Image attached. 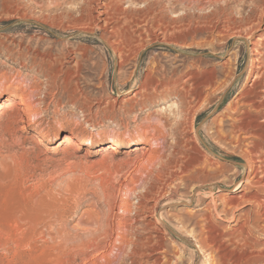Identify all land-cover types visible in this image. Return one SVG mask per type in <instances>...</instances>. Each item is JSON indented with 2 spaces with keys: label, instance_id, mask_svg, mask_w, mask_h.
<instances>
[{
  "label": "rangeland",
  "instance_id": "rangeland-1",
  "mask_svg": "<svg viewBox=\"0 0 264 264\" xmlns=\"http://www.w3.org/2000/svg\"><path fill=\"white\" fill-rule=\"evenodd\" d=\"M16 1L20 9L14 7L13 16L0 12V103L12 94L18 102L0 115V264H264V219L256 214V202L246 197L235 207L243 220L250 216L244 235L247 247L236 242V221L215 217L214 224L225 233L223 257V250L201 246L199 240L206 232L200 214L212 208L211 196L190 197L194 186L210 191L203 187L208 184L220 209V196L230 198L245 191L248 161L242 152L252 148L253 138L242 133L236 146L230 126L244 109L241 101L236 107L248 76L249 44L262 29L247 39L227 36L215 45L204 26H199L195 37L178 44L148 40L136 74L128 81L132 64L120 71L119 58L101 30L90 33L82 25L79 8L86 0H59L55 8L49 7L51 0ZM253 1L238 0L232 4L233 14L240 18L239 5L246 2L247 13ZM213 7L194 8L200 14ZM173 10L168 11L171 16L184 13V4ZM79 46L87 48L80 66L70 57ZM154 53H159L167 76L179 82L177 90L187 84L189 71L200 68L207 76L213 72L214 86L204 93L210 98L196 106V115L193 111L182 116L180 110L188 103L180 105L176 92L157 97L142 110L131 108L135 90L153 66L149 60ZM233 73L234 84H225ZM255 77L256 73L249 83ZM24 102L32 115L26 128L20 115ZM149 114L152 122L160 116L170 120L168 131L159 135L161 145H155L161 158L146 157L141 144L112 152L102 148L117 135L141 134L145 139L144 119ZM194 130L199 131V139L193 137ZM69 133L77 141L99 140L100 150L60 145ZM193 156L198 158L195 166L218 170L217 182L203 175L197 181L181 178L179 166ZM172 162L178 173L172 171ZM170 170L175 176L171 180ZM249 250L253 257L243 260Z\"/></svg>",
  "mask_w": 264,
  "mask_h": 264
},
{
  "label": "bare ground",
  "instance_id": "bare-ground-1",
  "mask_svg": "<svg viewBox=\"0 0 264 264\" xmlns=\"http://www.w3.org/2000/svg\"><path fill=\"white\" fill-rule=\"evenodd\" d=\"M51 1L52 3L49 5L50 8H55L56 6L60 5L58 3L59 0ZM126 1L130 3V6H125ZM237 1L238 0H86L84 1L85 4L79 8L82 13V25H85V29H87V31L90 33H93L95 28L101 30V37L105 40V43L113 52L116 60L119 58V62H116L119 64L120 71H124L125 66L132 64L133 70L130 71L128 78L126 77L128 81L136 74V70L139 67L142 55L144 53L143 50L146 47L148 40H153L154 44L159 43L167 46L171 44H178L180 41H184L189 36L195 37L199 30V26H204L210 32V43L215 45L216 41H219L220 39L225 40L227 36L246 35L245 39H247L250 36H253V33L256 29H262L258 34V39L252 41V46L249 44L250 64L248 66V76L244 82V87L238 94L239 99L237 101L236 107L239 109L241 101V106L244 109L239 118H234V120H232L230 126L232 129L231 132L237 136L236 146L241 143L240 134L242 133L253 138L251 141L252 148L247 150L245 149L242 152L243 157H245L248 161V175L246 177V184L244 186L245 191H243L241 195L233 194L230 196V198L220 196L222 199V205L220 206V209L217 206V198L213 192V188H211L212 186H208V184L203 186L210 189V191H206L204 188H202V186H194L190 193V197L192 199L202 200L205 197L211 196L212 208H210V210L209 208L205 209L200 214L202 221L206 222V232L201 234L202 236L199 240L201 242V246H209L215 248L216 250H223V254L226 252V248H223L221 242L224 239L225 233L219 230L217 224H214L213 221H218V219L215 217H230L231 221H236L233 227V234L238 232V235L236 234V239L238 241L236 242L237 244H242L245 247L248 246V240L247 238H244L247 237L244 235L245 233H248V223L250 221V216L248 215L249 217L247 216V218L245 217V220H243L244 218L242 214H236L235 207L238 205L239 200L248 197L250 200L256 202L259 209L256 211V214L258 217H260V220L261 218L264 219V0H254L250 7V11L247 13L245 12L247 1L239 5L238 10L241 14L240 18H237L235 14H233L234 11L232 4L236 3ZM16 2V0H1V15L9 16L13 12L12 10L15 11L14 7H16ZM180 4H184V13L178 16H171L168 11L170 9L176 10ZM211 5L214 7L209 12L200 14H198L194 8L198 7L199 9L204 10L209 8ZM20 6L22 8L24 5ZM17 7H19V5ZM185 7L190 8L187 9ZM19 9L20 7L18 10ZM230 10L232 11L228 12ZM255 10L259 11L254 15L253 13ZM24 16H26V14ZM53 17L55 18L54 15ZM0 18L2 17L0 16ZM54 18H52V20H54ZM178 32H183L184 35L179 36L177 35ZM86 55L87 48L79 46L78 48H75L71 51V61L76 60V64L80 66L81 61L86 58ZM149 63H151L153 66L149 68L145 75L144 81L140 83L139 87L135 90L134 98L130 100L131 108L135 109L140 107L142 110L147 107L148 103H152L157 97H167L172 92H176L178 99L181 102L180 105L183 104L184 106L185 102L188 103L186 109L180 110L182 116H184L183 113H193V111L197 110L196 106L199 107V103L202 104L201 101L206 100V98H210L209 96H205L204 93L205 88L214 86L213 84L216 77L213 72L207 76V74L204 73L206 70H201L200 68L189 71L188 78L186 79L187 84H183L182 87L177 90L176 85L179 82L174 81L172 78L167 76V68L161 65L159 53H154L150 58ZM77 69L79 70L78 67ZM254 73H256V77L251 83H249ZM69 75L71 76V74ZM235 80L236 77H234L233 73L232 79L225 82V84L232 85L234 84ZM187 85H189V87ZM223 100L224 95H222L218 101L222 102ZM22 101L23 99H21V101L19 100V104L22 103ZM17 104L18 102L15 98V94H12L9 96V98H6L0 103V115H4V113L7 111L12 110ZM29 110L30 108L26 103L20 109V115L23 121H26V123L23 124V128H26L27 122L32 121V115L27 113ZM197 111L194 113L195 115ZM25 117H27V120H25ZM152 117L153 114H149L144 119V122H146L145 139L142 138L143 136L141 134L136 136H133L130 133L117 135L113 137L110 144H106V146H102V148L112 152L122 146L133 147L141 144L140 151L146 157L154 160L161 158V155L155 148V145L158 146L157 143H160L159 135H165V132L168 131V128L170 127V120L167 116H160L157 118L156 122H152ZM182 122L183 119H180L177 120L176 124L180 126ZM183 128L186 127L184 126ZM193 137L199 139V131L194 130ZM165 138V136H161V140H163L162 142H164ZM220 138L222 140H226L223 136ZM39 142H42V140L40 139ZM61 144L67 145L68 148L73 147L75 149L83 146L88 148L93 147V152H98L100 149L97 147L102 143H100L99 140L84 138L81 141H77L75 139V135L69 133L60 142V145ZM188 155L186 157H188ZM197 160L198 158L194 157L186 164L179 166L181 169L180 172L182 174H180L182 176L181 178H184V175L189 177L191 180L197 181L201 175H203L206 178L212 177L217 182L216 179L219 178L218 170L214 169L212 171H208L206 169L199 168L198 166H195L197 165ZM171 164L175 165L172 168L173 171L174 167L177 168V164L172 162L169 164L171 167ZM174 170L175 173H178L176 169ZM167 172L169 180L172 178L174 179V171L171 172L170 170V172ZM180 175L178 176L180 177ZM241 186L242 184H240V187ZM153 208V210H157L156 207ZM258 217L255 219L259 220ZM161 222L166 224V221L162 216ZM123 240L125 239L123 238ZM226 255L227 254H224L223 257H226ZM244 255V259L242 258L243 256H241V259L248 261L253 257V252L249 250Z\"/></svg>",
  "mask_w": 264,
  "mask_h": 264
}]
</instances>
